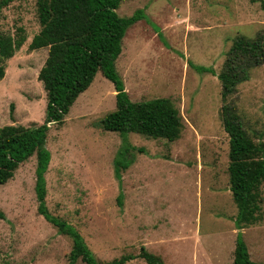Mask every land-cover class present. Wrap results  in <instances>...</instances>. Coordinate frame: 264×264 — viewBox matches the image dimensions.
I'll use <instances>...</instances> for the list:
<instances>
[{"label":"rangeland","instance_id":"1","mask_svg":"<svg viewBox=\"0 0 264 264\" xmlns=\"http://www.w3.org/2000/svg\"><path fill=\"white\" fill-rule=\"evenodd\" d=\"M36 1L12 0L0 11V34L16 37L22 28L26 35L4 63L0 127H36L45 119L38 73L48 50L28 49L39 31ZM137 10L146 19L127 28L116 72L132 102L169 99L181 118V136L169 143L103 131L100 121L115 109V90L97 73L64 123L47 132V209L79 232L99 264L122 256L134 257L125 264H147L141 248L163 264H232L236 207L221 87L190 63L218 73L236 37L253 38L264 29V9L260 0H122L117 15ZM231 101L253 144L264 147V64L250 71ZM126 138L134 159L118 180L114 159ZM35 168L32 156L0 189V264H70L72 240L37 211ZM260 194L259 221L252 226L264 228V181ZM248 237L251 260L264 264L263 245Z\"/></svg>","mask_w":264,"mask_h":264},{"label":"trees","instance_id":"2","mask_svg":"<svg viewBox=\"0 0 264 264\" xmlns=\"http://www.w3.org/2000/svg\"><path fill=\"white\" fill-rule=\"evenodd\" d=\"M12 0H0V11ZM122 0H37L36 14L39 31L28 46L30 51L47 48V57L38 73L46 94L44 122L36 127L6 125L0 127V189L10 181L18 167L32 156L36 158L35 195L37 211L59 234L72 240L69 263L78 260L99 264L79 232L67 222L53 216L46 206L45 175L50 163L46 137L50 125L61 126L65 116L80 94L85 92L97 73L113 84L115 109L100 121L105 132L122 137L129 134L146 139L177 141L182 132L178 110L167 98L132 102L115 61L121 53V43L128 27L145 20L143 10L120 18L117 9ZM264 9V0H260ZM26 40L19 28L16 37L0 34V80L5 62L13 57ZM264 64V29L253 38L236 37L225 54L217 73L212 68L190 66L200 74L215 76L220 84L221 122L228 136V186L236 207L233 221L238 230L232 264H258L250 260L241 230L259 221L260 187L264 181V147L255 146L243 129L242 120L231 96L247 81L250 71ZM125 142V140H124ZM126 142L114 159V174H121L133 163V147ZM141 151V150H138ZM121 204V198L118 199ZM139 257L147 264H163L161 258L141 248ZM134 259L122 256L102 264H125Z\"/></svg>","mask_w":264,"mask_h":264},{"label":"crops","instance_id":"3","mask_svg":"<svg viewBox=\"0 0 264 264\" xmlns=\"http://www.w3.org/2000/svg\"><path fill=\"white\" fill-rule=\"evenodd\" d=\"M235 231H237L238 233V230L235 229ZM242 233V238H243V241H244V238L246 237L247 234H249V237L252 236V239L251 241L256 244V245H263L262 249H264V228L263 227H258V226H251V227H248V228H245V229H242L240 231ZM248 237V238H249ZM236 239V238H235ZM245 243V241H244ZM246 245V244H245ZM235 247V245H234ZM247 248V247H246ZM249 254V253H248ZM249 258L251 260V255L249 254ZM233 261V260H232ZM252 261V260H251ZM254 262V261H253ZM255 263H258L257 261H255ZM259 264V263H258Z\"/></svg>","mask_w":264,"mask_h":264}]
</instances>
